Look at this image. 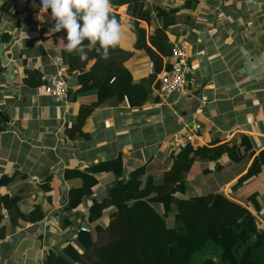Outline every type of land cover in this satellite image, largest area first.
Instances as JSON below:
<instances>
[{"label":"crops","instance_id":"obj_1","mask_svg":"<svg viewBox=\"0 0 264 264\" xmlns=\"http://www.w3.org/2000/svg\"><path fill=\"white\" fill-rule=\"evenodd\" d=\"M185 1L149 0L148 5L174 9L182 8ZM3 3L0 0V8ZM16 3L11 15L0 23V114L7 113L9 118L7 121L0 117V127L5 128L0 132V177L11 176L17 170L25 177L17 176L0 194L13 196L24 190L19 210L25 217L18 216L12 223L9 218L2 219L6 210L0 211V264H46L50 255L54 256V263L59 260L60 264H79L65 249L71 246L84 253L86 243L79 240V235L93 229L88 222L93 199L102 201L120 172L97 175L92 197L69 210L67 170L84 171L120 156L122 179L146 164L148 173L158 166L163 175L171 166L168 162L173 137L192 123L202 126L195 146L207 145L217 138L238 141L247 136L256 156L264 150V0H197L195 10H181L179 15L187 24L171 27L168 36L173 44H188L191 90L171 96L158 90L159 101L152 98L142 107H130L128 99L103 106L87 122L85 132L89 136L78 140H70L66 130L82 120L81 107L97 102L98 98L75 96L72 100L69 95V104L56 103L42 87L27 86L26 66L41 72L47 84L56 72V63L61 61L65 67L62 58L68 53L64 50L67 32L50 34L55 23L51 12L42 13L35 2ZM126 11L127 7L119 10V46L135 53L125 66L133 79L139 80L151 74V60L135 51L137 39ZM141 27L150 37L160 22H142ZM6 38L10 41L6 42ZM94 63L91 61L88 69ZM78 74L68 82L70 91L80 88ZM252 161L253 158H246L234 166L224 155L218 163L222 168L217 172L215 163L206 166L196 162L187 179L188 192L194 189L200 196L224 192L246 206L264 231V166L258 176L234 190ZM206 168L213 172L204 175ZM217 173L223 177L218 178ZM49 177L53 182L48 191L44 186ZM193 179L201 180L195 183L197 188L191 183ZM206 182L209 184L205 185ZM255 194L262 206L260 212L248 201ZM37 207L44 213L42 219L38 218L41 212L32 215ZM109 212L105 211L98 222L102 227L109 224ZM82 226L88 227L89 232L78 233ZM173 226L174 220L169 227ZM76 233L78 239L74 240Z\"/></svg>","mask_w":264,"mask_h":264},{"label":"trees","instance_id":"obj_2","mask_svg":"<svg viewBox=\"0 0 264 264\" xmlns=\"http://www.w3.org/2000/svg\"><path fill=\"white\" fill-rule=\"evenodd\" d=\"M0 8V23L11 15L18 0H3ZM149 0H111L110 16L121 25L119 10L127 7L129 25L136 35L135 51L150 58L154 68L148 77L134 80L125 63L135 53L127 52L119 44L110 48L108 58L102 57L99 44L85 40L82 44L87 58L81 60L77 51L64 54L67 82L74 80L80 88L70 91L76 97L96 95L97 102L84 105L80 109L81 121L68 128L70 140L86 138L87 122L103 106L110 103H123L128 99L130 107H142L152 98L159 101L160 76L171 68L173 43L168 33L171 27L187 24L179 15L183 9L195 10L197 0H186L182 8H165L161 5H148ZM17 17V15H14ZM160 22L150 37L141 23L151 25ZM10 40L6 38V42ZM91 61H95L88 69ZM26 84L31 89L47 85L43 74L38 70L25 67ZM114 102V103H113ZM1 123V121H0ZM5 128L0 127V132ZM201 135V132H200ZM227 155L232 165L246 158H253L247 173L240 178L234 190L252 177L258 176L264 166V150L256 156L249 137L238 141L217 138L204 146L188 145L181 152H172L171 166L160 180L147 172L148 165L138 166L122 179L123 161L119 156L114 160L101 162L86 170H67L69 183V210L78 207L86 197H92L93 188L98 184L97 175L117 173V180L107 189L102 201L93 199L89 209L88 222L93 229L90 233H80L79 240L86 243L84 253L71 246L65 252L79 264H264V231H261L254 214L243 204L231 200L224 192H216L197 197H184L188 191L187 179L196 162L202 165L215 163L214 171H220L221 158ZM167 164V165H168ZM166 165V166H167ZM168 168V167H167ZM166 168V169H167ZM213 171L203 170L204 175ZM52 178L46 180L45 190H52ZM20 190L13 196L0 197V211L4 208L9 220L14 223L18 216L25 217L19 210ZM182 195V196H180ZM258 196L248 198L257 212L262 211ZM160 207V209H158ZM109 210V224L102 227L98 222ZM44 217L38 209L33 214ZM173 215L174 226L169 227L168 218ZM3 219V217H2ZM50 255L46 264L54 263Z\"/></svg>","mask_w":264,"mask_h":264},{"label":"clouds","instance_id":"obj_3","mask_svg":"<svg viewBox=\"0 0 264 264\" xmlns=\"http://www.w3.org/2000/svg\"><path fill=\"white\" fill-rule=\"evenodd\" d=\"M41 2V12L46 13L50 8L51 19L55 21L49 33L66 30L67 43H64V50L69 53L77 51L81 60L87 58L82 47L85 40L93 45L99 44L104 59L108 58L109 49L119 44L122 29L116 18L110 16L111 0H41Z\"/></svg>","mask_w":264,"mask_h":264},{"label":"built area","instance_id":"obj_4","mask_svg":"<svg viewBox=\"0 0 264 264\" xmlns=\"http://www.w3.org/2000/svg\"><path fill=\"white\" fill-rule=\"evenodd\" d=\"M35 2L41 10V0H29ZM51 12V9H48ZM188 44L185 41L173 45L172 57L170 60L171 68L168 72L160 76L159 79V92L165 96L180 95L187 92L188 83L186 75L188 74V59L187 54ZM61 63V61H60ZM56 63V72L53 77L48 81V84L42 87V91L51 97L56 103L69 104L70 89L66 79V72L62 64ZM153 64L150 65L151 72L153 71ZM202 126L199 123H192L185 129L175 134L172 140V149L174 152H181L188 145H195L197 138L200 136ZM2 217L8 220L9 216L7 211H3ZM79 232H89V228L82 226L78 229ZM74 240H77V234Z\"/></svg>","mask_w":264,"mask_h":264},{"label":"water","instance_id":"obj_5","mask_svg":"<svg viewBox=\"0 0 264 264\" xmlns=\"http://www.w3.org/2000/svg\"><path fill=\"white\" fill-rule=\"evenodd\" d=\"M76 77V76H75ZM186 81L188 83V90H191L192 88V83H191V74L188 73L186 75ZM75 95L72 94L71 95V98L72 100L74 99ZM0 117L4 120H7L8 121V114L7 113H1L0 114ZM18 177L20 178H24L25 175H23L20 171H16L13 175L9 176V175H3L2 177H0V190L2 188H5V187H8L10 184H12L14 182V180ZM0 197H1V194H0Z\"/></svg>","mask_w":264,"mask_h":264},{"label":"rangeland","instance_id":"obj_6","mask_svg":"<svg viewBox=\"0 0 264 264\" xmlns=\"http://www.w3.org/2000/svg\"><path fill=\"white\" fill-rule=\"evenodd\" d=\"M188 90V89H187ZM184 98H186V97H184ZM183 98V99H184ZM157 164V163H156ZM199 166H201V165H199ZM153 168H155V167H153ZM156 168H158V170L160 169V167H158V166H156ZM156 168H155V170H152L151 172L154 174V176L156 175V180H160L162 177H163V175H162V171H161V169L159 170V172H157L156 171ZM196 170V169H195ZM151 172H149V173H151ZM214 174H216V173H214ZM119 175H121V172L119 173ZM217 175H218V178H222L223 177V175L221 176L219 173H217ZM122 177H123V174H122ZM212 177H214V176H212ZM211 177V178H212ZM201 180L200 179H193L192 181H191V183H194L193 184V187H195V188H197L198 186H197V184H195V183H199ZM205 185L206 184H209V182H206V183H204ZM204 185V186H205ZM95 188V187H94ZM205 195V194H204ZM180 196H182V195H180ZM197 196H200V195H198V193L196 194L195 193V190L193 189V191H191V192H188L184 197H197ZM158 209H160V207L158 208ZM173 215H171L169 218H168V224L169 225H171L172 224V222H173Z\"/></svg>","mask_w":264,"mask_h":264}]
</instances>
